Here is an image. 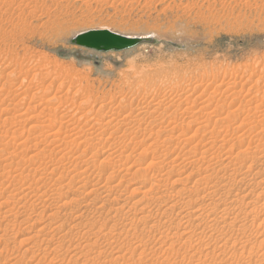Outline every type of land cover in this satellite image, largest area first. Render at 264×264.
I'll use <instances>...</instances> for the list:
<instances>
[{
    "label": "rangeland",
    "instance_id": "rangeland-1",
    "mask_svg": "<svg viewBox=\"0 0 264 264\" xmlns=\"http://www.w3.org/2000/svg\"><path fill=\"white\" fill-rule=\"evenodd\" d=\"M100 27L109 28L110 30H114L129 36H151V39L140 41L130 48L102 51L93 50L71 41V38L77 32L93 28L99 29ZM135 70H137L136 73H148V75L144 77L143 74V76L137 78V81V79L134 77ZM218 74L220 76H218ZM150 75H152L151 78ZM204 75L205 77L207 76L206 79H208V81L215 76L220 80L226 79L225 81H227V79H231L232 83L234 82L237 84H234L236 87L234 89L237 93L230 91L232 92L233 96L230 95L232 97L226 98V103H229L230 100L237 98L238 95V98L244 97L246 95L244 97L246 99L249 98L248 96H253L255 99L258 98L257 101L261 99V95L263 96L264 92V0H0V136H2V138H0V155H2L0 156V163L1 161L2 163H7L8 161H10V163H7L10 164V167L8 166V169H12V172H7L9 173L7 174L6 170L3 169L4 165L2 163L0 164V201L4 202L6 200V202L0 203V212H2L0 213V264H10V262L13 264H126L127 262L128 264V262L131 261H136L135 264H177V262L179 264H264V205L260 209H254L255 211H251L252 213L249 212L248 217L246 218L247 220L244 218H240L241 220H237L235 221V223L233 222L234 224L230 229V226L227 225V223L229 225L232 224L229 218L228 220H226V224H224L222 220L218 221L219 223L213 220L214 216L216 217L220 214V212L224 213L227 211L226 213H228L229 217V214L233 215L234 213H236V209L242 210V207H239V205L237 208L238 203L232 202L231 198L226 199L227 202L225 201L218 203V201H216L220 198L218 196L223 195L222 191L224 190V193L226 189L221 188V190L215 191L214 196H216V200L213 196L211 199L208 196V192L210 190L214 188L219 189L218 186H214L215 183L212 182V180L209 183L210 185L208 184V191L207 189L205 191L204 185H202L203 189L200 190L198 196H195V193L193 192H189L193 195L186 193L182 196H178V194L176 193L177 189H179L180 187L188 188L193 185V181L199 177L200 173H202L200 172L198 174L194 172L196 168L192 169V167L186 163L187 161H182V167L178 166L173 170H171L168 164L159 168V172L151 169L148 173L141 172L139 174L140 171L138 172V170H136L143 165L145 167L147 163L150 162L149 159L151 161L152 159H154L152 162H155L157 158H161L162 154H165L166 151L170 149L172 151L170 152V155H172V157L174 156V154L176 155L177 152L184 151L179 149L184 143V145L188 144L189 141H187L188 138L186 137L190 136V134L194 131V127L196 128L199 123L207 122L203 116H195L196 121H193L195 119L190 115L192 114L190 111L196 110L197 104L201 100L196 101L195 104H189L187 103L188 100H185V103H183L179 102L178 99L176 101H172L171 98L172 95L178 93V97L181 99L186 97H188L189 100L195 99L194 95L199 93L202 87H198V89L196 88V92H194L193 95L190 96L189 94H187L189 96H186V93L190 91H186V86L191 83V85L189 86L194 85V88L196 86L195 83H197V77L203 78ZM143 77L147 78L148 80L143 79ZM147 82L150 83V86ZM142 83L147 84V86L143 85ZM139 85L141 86V88H139ZM153 85H156V89ZM172 86L174 87L173 93L171 95H165L167 102L164 107L162 106L161 109L158 110L146 103L150 98L149 96L142 97L131 94L133 93L132 90L135 88L148 90L152 93L163 94V92H161L163 89H169ZM203 89L204 87L202 88V90ZM211 89L212 87H209V89L207 88L206 92H209V90ZM42 96L50 98V101L46 103H40V98H42ZM122 97L124 98V111H121L119 109V103L122 102L120 101ZM254 98H252V100ZM79 102L81 103L79 104ZM168 102L170 103V105H172H167L169 104ZM180 103L183 104L179 105ZM99 104L102 105L101 108ZM184 104H189L190 106H185ZM263 104H261V107H259V109L263 107L260 110H264ZM139 106H142L143 109L147 107L146 110L148 112L153 108V115L155 113H158V115H154L157 119H154L156 121L154 122V124L152 123L153 125H151L150 123H146V120L139 126L140 130L143 128H147L144 130H148V132L151 131L152 135L150 134V138L146 137V140H144V143L150 144V146L142 143L143 141L140 140L142 139V131L138 130L137 132V128L131 130L134 133L137 132L136 135H134L133 132H130V134L125 137L123 133L124 126L119 127V124L111 122L112 120L107 123V129H105L104 127L106 125L105 121L107 120V118L109 120V117H107L106 114L103 113L104 110H109L108 108H112L115 111L120 110V112H122L121 114L123 115L126 114V112L128 113L130 110H132V114H136L137 107ZM166 106L170 107L167 108ZM237 106L241 108L242 105L238 104L237 102H233L231 104H227V106L225 105V108L223 107L222 111L220 112L219 110V112L223 116V114L225 115L227 111L232 108H236ZM185 107H187L188 111L185 109ZM239 107L237 115H231L230 118L226 117V122L234 120L236 121L234 126L240 123L241 119L245 115V112ZM96 108L97 110L100 108L99 110L101 111V113H103L101 114L102 116H100L99 114L100 111H96ZM159 110H162V112ZM20 112H22L21 115ZM181 112H183V114ZM168 118L173 119L176 124L180 123V126L173 131H170L167 128L162 129V127L166 125L165 123L173 121H169ZM201 118L204 119V121ZM197 119L199 120L197 121ZM200 119L202 120V122L200 121ZM158 120L160 121L156 123ZM189 120L193 122H191L189 126L185 125L187 121L190 122ZM76 121H78L79 126L76 125ZM174 121L172 123H175ZM103 122L105 124H103ZM160 124L163 126H159ZM30 125H35L34 128L36 129H32L31 127V129L28 128ZM247 125L248 124L246 123L238 128L231 127L230 129H228V133H233L232 138L226 143L223 149L216 150L217 152L215 151L213 155L217 153L221 156V153H225L227 147L231 146L232 143L236 140H238V143L232 147V151H237L239 145H244L246 147V144L248 142L250 145H254L255 143H257L254 139H251V137L261 131L260 127L256 125L253 126L250 132L252 133V136H250L251 134H248ZM74 126L76 127L74 128ZM77 127H83L85 129L87 127H90V150H87L88 148H86L87 145L83 141V137L79 138V140L76 139L75 143L73 144L68 143L66 145L67 147L63 148L62 151L66 149V157L69 155V160L72 158L71 162H69V160L64 161L65 164L58 166L59 168L56 169L57 172L54 171L53 174L50 173L49 169L51 168V166L49 165V163L46 164V162L49 161V158L57 159L58 156H60L59 153H54V150L59 151L60 149L58 147L59 142L57 144V141H60V143L63 144L65 141L69 140L71 138L70 134H72V132ZM103 127L104 129H102ZM157 127L159 128V130ZM254 128L258 129L259 131H255ZM50 131L59 134V136L57 135L59 138L56 136V141H52L57 146H55L54 143L50 142L51 140L49 138H51V136L48 135ZM181 131L184 135L182 134V136L179 135L176 137L175 135H177L178 132L180 133ZM41 133L43 135H41ZM241 133H245L243 136L244 138L242 137L243 139L241 137L239 139H236L237 137H234L236 135L238 136ZM131 134L133 136H136V138L131 139L129 137L131 136ZM155 134H157V136H155ZM66 135L70 137H67ZM200 135H202V131L196 133L195 136L199 138ZM43 136L45 137V139ZM124 137L127 139H125ZM156 137L158 140L156 139ZM170 137L174 138H171V140ZM112 139H118L119 141L115 140V142H113ZM167 139H170L171 141H167ZM96 140L99 142H95ZM79 141H82V143H80ZM263 141L264 139H262V141L260 142L261 147H263L264 145ZM49 142L50 145H48ZM77 142H79V146H76ZM95 143H97L96 146L94 145ZM102 143L103 145H101ZM110 143H112L113 145ZM163 143L165 144L163 145ZM143 144L146 146H144ZM29 145L30 148L28 147ZM107 145L109 146L107 147ZM114 145H118L119 147H116ZM173 145L175 147H173ZM4 146L6 147V149ZM147 146L149 149L146 151L148 152L147 156L140 155V158H138V156L136 155H138L140 151L145 149L144 147L147 148ZM82 147L86 149H84L83 151ZM104 147H107L108 149L106 148L107 150H105ZM126 147L128 149H126ZM46 148H49V150H47ZM32 149L39 150H36L37 154L33 159L31 158L32 156H30L32 154V151H34ZM120 149L124 150V154L121 152L120 155ZM11 150L14 152H12ZM68 150H70L71 153H68ZM108 150H112V152L114 150L115 151L113 154L112 152H110L111 154L109 155ZM151 150H153V154L151 153ZM9 151L10 153H7ZM15 151H17V153H15ZM93 151L95 153L98 151L99 153L97 152L96 154H94ZM117 153L119 156L117 155ZM181 153L183 152L179 153V157L184 156L187 159L188 157H192V155L195 154H192L193 152L191 154H186L188 156L187 157L185 154L182 155ZM71 155H74L76 157L80 156L81 158L79 157V159L76 160L73 159ZM124 155H128L130 158H127V161L121 160L115 162V160L120 159H118V157H121V159H125L123 158ZM155 155L156 158L154 157ZM29 157L32 160L28 159ZM80 159L85 161V163L90 164V172L86 174L83 172L82 174L78 173L83 169L81 168V165L84 163L83 161L80 162ZM239 159L240 157L238 158L239 163H250L252 161V158L246 159L243 157L241 158L243 160ZM45 164L47 167H44ZM64 165L66 167H64ZM127 165H130V169H128ZM93 166L95 167L92 168ZM122 166H124V170H126V168L127 170H121ZM134 168L137 172L134 171ZM148 168L145 170V172L148 170ZM255 168L256 166L254 165V167H252L251 170L247 172L244 171V167L242 169L243 172L247 174L250 173V171L251 173H253L254 170L256 171L257 169ZM10 169L8 171H10ZM242 169L240 170V173L244 174L242 172ZM224 170L225 169L219 170V172H217L218 174L213 180H216L218 175H220V173H223L222 171ZM19 171L22 175L18 178L14 175L19 174ZM133 171L135 172V174H132L134 173ZM1 172L5 173L2 174ZM112 172L113 174H111ZM160 172L163 174L162 176L165 175L164 177H168L169 182L166 188L168 189V192L171 193H168L169 197L166 194L165 198L167 199L163 198V200L165 201H162V198H158V201L155 199L157 201L156 203V201H153V199L149 201V205L147 203H143V205L145 204V206H142L140 202L137 203L138 201L136 199H138L139 193L145 191V194L147 192L146 195H148L150 182L154 181L156 177L158 178L159 176H161L159 175ZM228 172L229 171L224 173ZM12 173L15 174L13 175ZM261 173L264 176V170H262ZM5 174H7L8 176L6 175V177ZM60 174H62L63 176ZM108 175L109 177L113 178L114 183L119 179L123 180H119V183H117L119 185V191L121 192L115 193L116 197H114L116 199L118 198V200L115 201H120V203L126 201V204H124L125 207L123 206L122 210L124 211V214H122V211H119L114 215V212L109 209L111 206L114 207L120 205H116L115 202H112L114 198L112 200H109L110 202L104 201L107 205L104 202L103 205V203L101 202L102 199L100 202L97 199V201H95L96 203H94V200L91 202L92 195H90V213H83L80 216V220H73V217H69L66 211L69 213L70 209L68 208V210L67 206L61 204V202L64 201L63 197L71 196L72 198L78 199L79 201H82V203H84L85 190L82 189L83 186L79 188L77 185L81 184V182L85 180L83 182L91 185H88L86 189H89L88 187H98L100 186V184L103 185L104 182L108 180ZM61 177V181H63L61 183H57L56 181ZM249 177L250 176H248V178ZM95 178L96 181H94ZM72 179L76 181L74 182ZM98 181L101 182L99 183ZM172 181L174 182L172 183ZM58 182H60V180ZM90 182H92V184ZM96 182L98 184H96ZM147 185H149V187ZM238 185L239 184L234 186L235 190L237 191L233 190V194H236L234 192H238L239 194L242 192L249 193V189L247 187L246 189L244 185H240V187ZM241 188L243 191L241 190ZM80 189H82L83 191H80ZM39 192L40 195L42 193H49L47 195L44 194L45 196H48L51 193V195H54L55 197L60 194L63 197L58 201V204L56 203L58 206H55L56 204L48 206V204L45 203L44 196H42L44 197L43 199L40 198L41 200H37V197L40 196L38 194ZM187 194L191 195L192 197H198L194 203L199 202L198 204H202V202H204L206 204H204V208L206 206H212L211 202L213 200L216 201L215 203L217 206L213 204V206L211 207H215L216 209H212V211L209 207H206L207 209H205V212L207 210L206 213H208V217L210 219V221L207 219L209 224H211L210 228H213L215 230L202 226L203 222L202 224H200L197 220H190V223L184 224L186 223L184 222L185 219H178L177 217L169 221V223L167 224L168 220H166V218L159 214V212L163 211L162 206L159 209L160 211L157 212L158 209L156 208H158V204L161 202L163 204L164 202L171 204L172 201L174 202V200H178L177 202L179 203H177V206L179 207V205L181 204V200L188 199V197H186ZM203 195L206 196L203 198ZM250 195L251 197H249L248 200L250 198V200H254L255 196H252L251 193ZM199 196L202 197H200L199 199ZM25 198L29 199L30 201H25ZM34 199H36V204L35 201H33ZM66 200L67 199H65V201ZM256 200L259 201V203H261V201L262 203H264V200L261 198V196ZM42 201L44 202V204ZM112 203L114 204L111 205ZM231 203L234 204L232 205ZM134 204L135 206L138 205L140 208L138 206L135 207ZM26 205L29 206L27 207ZM45 206H47V208H43ZM102 206H104V208ZM230 206H234L235 209L230 208ZM130 207H132L133 209ZM141 207H147L148 209L145 208L144 210V208ZM250 207H253V204L252 206L248 204L246 207L244 205L243 208L246 209ZM128 208H130L129 211H127ZM137 208L141 209L142 211H139V209ZM105 209L106 211H104ZM153 209H156V211H154ZM39 212L42 214L39 215ZM126 212L129 214L126 215ZM130 212H133L134 215ZM112 213L114 216L111 215ZM155 213L158 215H156ZM50 215L51 218H55L57 220L52 222V225L62 224L63 227L60 228V230H62L60 231V234H63L60 236L62 237L56 236L53 240H49L48 237L47 239L43 238L45 236H39L38 238L37 236L35 238L31 237L34 235L33 233L36 231V229L45 225L43 223L49 224L48 222L50 221ZM140 215L141 217H143L142 219H140V217V221H138V217ZM122 216H125V218ZM133 216H136V218H134ZM149 216H151L152 218ZM144 217L148 218L147 221ZM210 217H212L213 219ZM251 217L254 218L252 219ZM126 219H129V221H127ZM153 219L160 220H157L160 224V227H158V222L156 221L157 223H155ZM244 220L245 222L239 226L240 221L242 223V221ZM251 220H254L255 222ZM177 221H179V226H176L175 222ZM249 221H251L252 224ZM130 222H133V225H130ZM197 222L199 224H197ZM248 222L250 223L249 226H247ZM78 223H86L87 227H82V230H85L87 234L84 233L81 236L79 235L78 237H74L72 234H74L76 230H79V227H81L80 225H78ZM139 223H143L140 225L141 229L143 228L142 230L138 228ZM51 224H49L47 227L45 226V231L51 229ZM146 224L147 226H151V228L149 227V229L147 226L143 227ZM174 224L176 227L174 226ZM257 224L259 225L257 226ZM71 225H73L74 228H69L72 227ZM164 225H167L168 229L170 228L169 232L166 229L167 227H164ZM169 225H171V227ZM75 226L77 228H75ZM214 226L217 228H214ZM177 227L180 228L178 229ZM233 227H236V229H234ZM145 228H148L149 230H145ZM186 228L189 230L186 231ZM198 228L200 229L198 230ZM240 228L242 230H240ZM154 229L158 231H155ZM161 229L164 231H162ZM224 229H226V231H224ZM65 230L68 234H70V236H64L66 235L63 233L65 232ZM108 230H110L111 233ZM183 230L185 234L181 232ZM178 231L181 234L178 233ZM212 231L215 232L213 233ZM220 231L222 233H225L219 234ZM210 232H212L213 235ZM217 232H219L218 235ZM175 234H180V236ZM204 234L208 236H205ZM71 235L73 236L72 238ZM219 235H221L220 237L222 238L218 239L217 236ZM185 236H188L189 238ZM27 237L29 239H35H33V241H35V243H33L35 244V246L31 247L30 251L24 252V246L28 247L32 244L30 243V240L29 242H27V240L25 241V239H28ZM40 237L45 240H42ZM214 237L218 241H216ZM187 239H190L192 242L190 240L187 241ZM201 239L202 241H198ZM40 240L43 242V244L42 242H39ZM46 240L50 241L51 248L52 246L54 248V245L56 244L55 251H52L51 248L50 250H48L49 248H45L44 250L41 249L43 248L44 243H46ZM196 240L200 244L195 242ZM261 240H263V243L261 242ZM232 241L234 243H232ZM26 242L28 246L25 245ZM170 242L174 243L173 245L171 244V247L168 246L170 245ZM189 242L190 244H188ZM141 243H143L142 246H146L143 248V252L140 251L142 247ZM192 243L193 245L191 246ZM4 244L7 246H4ZM197 244L199 245L198 247H196ZM119 245L120 247L125 246V248H130L126 249L127 251L124 250L125 248L122 249L123 251L120 250L119 254H122V252H124L122 254L123 257H121L122 259H118V261H112V254L114 253L113 251L114 249L119 248ZM184 245L186 246L183 247ZM38 247H41L39 248L40 250H38ZM134 247L135 250H133ZM148 247H150V249ZM188 247H190L191 249H189ZM197 248H199V250ZM139 251L142 253H140ZM111 252L113 253L111 254ZM183 253L189 254L186 255ZM8 256L9 258H7ZM182 256H186V259L183 258L184 260L179 261ZM163 257L169 258L166 259L167 261H164ZM110 261L113 263H111ZM114 261L116 263H114Z\"/></svg>",
    "mask_w": 264,
    "mask_h": 264
},
{
    "label": "bare ground",
    "instance_id": "bare-ground-1",
    "mask_svg": "<svg viewBox=\"0 0 264 264\" xmlns=\"http://www.w3.org/2000/svg\"><path fill=\"white\" fill-rule=\"evenodd\" d=\"M4 2V1H3ZM66 29V28H65ZM94 29V28H93ZM99 29H108V30H110L109 28H99ZM89 30H91V29H89ZM85 31V30H84ZM111 31H114V30H111ZM81 32H83V31H81ZM115 32H117V31H115ZM77 33H79V32H77ZM77 33H75V34H77ZM118 33H120V32H118ZM74 34V35H75ZM121 34H123V33H121ZM73 35V36H74ZM123 35H126V34H123ZM126 36H129V35H126ZM141 37H145V38H149V37H151V36H141ZM148 40V39H147ZM141 41H143V40H141ZM85 47V46H84ZM128 48H130V47H128ZM90 49H93V50H98V49H94V48H90ZM100 51H102V50H100ZM129 69V68H128ZM136 71L137 70H135L134 72H135V74H134V77L137 79V78H140V76H143V74H144V77L146 76V75H148V73H141V72H138V73H136ZM142 71V70H141ZM220 71V70H219ZM163 73V72H162ZM164 74V73H163ZM165 75V74H164ZM217 75V74H216ZM218 76H220L219 74H218ZM231 76V75H230ZM143 77V79H146V80H148L147 78H144ZM152 77V75H150V78ZM163 77V76H162ZM205 75L203 76V78H198L197 77V79H196V81H197V83H198V85H197V83H195L196 84V86L193 88V86H189V85H191V83L189 84V85H185L186 87H187V89H186V91L188 90H190L188 93H186V96H191V95H193L194 94V92H196V88L198 89V87H204V89L202 90V88H201V91L199 92V93H197L196 95H194L195 96V99H193V100H189L188 99V97H186V98H179L178 97V93L177 94H174V95H172V101H176L177 99H178V101L179 102H183V103H185V100L187 101V103H189V104H195V102L196 101H198V100H201V101H199V103L197 104V109L196 110H192V111H190L192 114H190L191 115V117H194V119L195 120H193V121H196V117L198 116H203L204 118H205V120L207 121V122H204V123H199L197 126H196V128L194 127V131H195V133H194V131L190 134V136L189 137H186V138H188V140L187 141H189L188 142V144H186V145H182L181 146V148L180 147H177V148H180L179 150H184V151H180V152H183V153H181L182 155L183 154H191L192 152V154H194V155H192V157H188L187 155V157H188V159L187 158H185L184 156H182V155H180V156H182V157H179V153L180 152H177L176 153V155L174 154V156L172 157V155H170V152H172L171 151V149L170 150H168V151H166V153L163 155L162 154V157L161 158H157L156 159V161L155 162H152L154 159H152V161L149 159V161L150 162H148L147 163V165L144 167V165L142 166L143 168H144V170H143V168L142 167H140L139 169H136V170H138V172H139V174L141 173V172H144V173H148L149 172V170H151V169H154L156 172H159V168H161L162 166H164V165H167L168 164V166H170V168H171V170H173V169H175L176 167H182L181 165H182V161L184 162V161H187L186 163L187 164H189L191 167H192V169L193 168H196V170H194V172H196V173H200V172H202V173H200V175H199V177L196 179V180H194L193 181V185H191L190 187H188V188H179V189H177V191H176V193L178 194V196H182L183 194H186V193H189V192H193V193H195V196H198V193L200 192V190H202L203 189V187H202V185H204V190L206 191V189H207V191H208V189H209V183H210V181L212 180V182H214L215 183V185L214 186H218V188L219 189H212V190H210L209 192H208V196L210 197V199L212 198V196L215 198L216 196H214V194H215V191L216 190H221V188H223V189H226L225 190V192L223 193V191H222V196H218V197H220L218 200H216V198H215V200L216 201H218V203H220V202H225L226 201V199H228V198H231V200H232V202H234V203H238L237 204V208H238V205H239V207H242V210H240V209H236L235 211H236V213H234L233 215H230L229 214V217H228V213H226V212H220V214L219 215H217L216 217L214 216V219L212 218V217H210V218H212L214 221H220V220H222L223 221V223L224 224H226L225 222H226V220H228V218L231 220V222H232V224L231 225H229L228 223H227V225L228 226H230V229H231V227H232V225L235 223V221H237V220H241L242 218H244V219H246L247 217H248V214H249V212H251V211H255L254 209H260V208H262L263 207V205H264V203H262V201H261V203H259V201H257L256 199H258V198H260V196H261V198L264 200V176L262 175V173H261V171L262 170H264V145H263V147H261V145H260V142L262 141V139H264V127H263V125H264V110H260V109H262V108H260L259 109V107H261V104H263V102H264V92H263V96L261 95V99L259 100V101H257L258 100V98H254L253 96L251 97V96H248L247 98L248 99H246V98H244V97H239L238 98V96H237V98H234V99H232V100H230V102L229 103H226V98H228V97H232L233 95H232V92H235V89L234 88H236L235 87V85L234 84H236V83H232V81H231V79H227V81H225V80H223V79H217L218 77H215L214 76V78H211L209 81H208V79H206L207 78V76L205 77ZM211 77H213V76H211ZM149 78V77H148ZM229 78V77H228ZM141 80V79H140ZM139 80V81H140ZM145 80V81H146ZM150 80V79H149ZM156 80V79H155ZM172 80H173V78H172ZM137 81H138V79H137ZM144 81V82H145ZM154 81V80H153ZM191 81V80H190ZM194 81V80H193ZM142 82V81H141ZM164 82H166V81H164ZM170 82H173V81H170ZM185 82V81H184ZM147 83H149V82H147ZM150 83H151V81H150ZM150 83H149V86H150ZM153 83V82H152ZM238 83V82H237ZM76 84V83H75ZM141 84V83H140ZM143 84V83H142ZM143 85H146L147 86V84H143ZM158 85V84H157ZM171 85V84H170ZM237 85V84H236ZM140 86V85H139ZM146 86H143V87H146ZM154 86V85H153ZM152 86V87H153ZM156 86V85H155ZM155 86H154V88H155ZM137 87V86H136ZM161 87V86H160ZM209 87H212V89L211 90H209V92L207 93L206 92V90H207V88L209 89ZM139 88H141V86L139 87ZM121 89V88H120ZM156 89V88H155ZM173 89H174V87L172 86L171 88H165V89H163L161 92H163V94H159V93H152L151 91H148V90H144V89H137V88H135V89H133L132 90V92L133 93H131V94H133V95H135V96H142V97H147V96H149L150 98H149V100L146 102L147 104H149L150 106H152L153 108H155V109H161V107L163 106L164 107V105L166 104V102H167V100H166V96L165 95H167V94H169V95H171L172 93H173ZM127 90H128V88H127ZM217 91V92H216ZM230 91H232V92H230ZM123 92V91H122ZM121 92V93H122ZM175 92V91H174ZM125 93V92H124ZM235 93H237V92H235ZM160 96H159V95ZM180 94V93H179ZM187 94H189V95H187ZM217 94H218V96H217ZM256 94V93H255ZM230 95H232V96H230ZM236 95V94H235ZM170 97V96H169ZM184 97V96H183ZM224 97V98H223ZM223 98V99H222ZM252 98H254L253 100H252ZM39 101V100H38ZM48 101H50V98H47V97H43L42 96V98H40V103H46V102H48ZM120 101H122L121 103H119L120 104V110L121 111H124L125 109H124V98L122 97L121 99H120ZM225 101V102H224ZM233 102H237L238 104H240V105H242L241 106V108L239 107V106H237L236 108H232V109H230L229 111H227L226 113H225V115L223 114V116L221 115V111H222V109H223V107L225 108V105L227 106V104H231V103H233ZM81 102H79V104H80ZM169 103V102H168ZM171 103H173V102H171ZM175 103V102H174ZM183 103H180L179 105H181V104H183ZM189 104H187V105H185V106H190ZM100 105V104H99ZM98 105V106H99ZM167 105H170V103L169 104H167ZM172 105V104H171ZM170 105V106H171ZM234 105V104H233ZM264 105V104H263ZM101 106L102 105H100V108H101ZM170 106H166L167 108H169ZM193 106V105H192ZM83 107V106H82ZM149 107V106H148ZM151 107V108H152ZM178 107V106H177ZM180 107V106H179ZM229 107V106H228ZM238 107L241 109V110H244V112H245V115H244V117L241 119V121H240V123L238 124V125H235L234 126V124H235V122L236 121H234V120H231V121H227L226 122V120H225V118L226 117H229L230 118V116L232 115V116H236L237 115V112H238ZM98 108V107H97ZM97 108H96V111H100L99 109L97 110ZM103 108V107H102ZM152 108V110H154ZM243 108V109H242ZM88 109V108H87ZM104 109V108H103ZM102 109V110H103ZM109 110H104L103 111V113L104 114H106V116L107 117H109V120H108V118H107V120L105 121L106 122V125L104 126L105 127V129H107L106 128V126L108 125L107 123L110 121V120H112L111 122H115L116 124H119L118 126L119 127H121V126H124L123 127V133H124V136L126 137L127 135H129L130 134V132H133V131H131V130H133L134 128H137V132H138V130H140L139 129V126H140V124L141 123H144V121H146L147 120V122L146 123H150L151 125H153L154 124V122L156 121V120H154V119H157V118H155V116L154 115H158V113H155L154 115H153V111L151 110H149V112L146 110L147 109V107L145 108V109H143V107L142 106H139V107H137V113L136 114H132L133 112H132V110H130L128 113L126 112V114H121L122 112H120V110L119 111H115L114 109H112V108H108ZM164 109V108H163ZM162 109V110H163ZM166 109V108H165ZM185 109L187 110V107H185ZM184 109V110H185ZM41 110V109H40ZM162 110H159V111H161L162 112ZM167 110V109H166ZM182 110V109H181ZM185 110V111H186ZM190 110V109H189ZM219 110H220V112H219ZM1 111V110H0ZM79 111V110H78ZM81 111V110H80ZM89 111V110H88ZM159 111H157V112H159ZM185 111H183V112H185ZM188 111V110H187ZM4 112V111H3ZM24 112V111H23ZM95 112V111H94ZM183 112H181L182 114H183ZM21 113L22 112H20V115H21ZM69 113V112H68ZM85 113V112H84ZM95 113H97V112H95ZM103 113H101V111H100V116H102L101 114H103ZM109 113V114H108ZM180 113V114H181ZM187 113V112H186ZM200 113V114H199ZM98 114V113H97ZM132 114V115H131ZM61 115V114H60ZM75 115V114H74ZM73 115V116H74ZM184 115H186V114H184ZM189 115V114H188ZM189 115V116H190ZM70 116V115H69ZM183 116V115H182ZM196 116V117H195ZM24 117V116H23ZM75 117V116H74ZM104 117V116H103ZM175 117V116H174ZM174 117H171V118H174ZM34 118V117H33ZM80 118V117H79ZM170 118V119H171ZM209 118V119H208ZM210 118H213V119H210ZM22 119V118H21ZM61 119V118H60ZM68 119V118H67ZM148 119H149V122H148ZM162 119V118H161ZM169 119V118H168ZM169 119V121H172L173 119H171L170 120ZM185 119V118H184ZM183 119V120H184ZM192 119V118H191ZM202 119V118H201ZM200 119V121L202 122V120L204 121V119H202L201 120ZM6 120V119H5ZM49 120V119H48ZM78 120V119H77ZM176 120V119H175ZM199 119H197V121H198ZM80 121V120H79ZM160 120H158L156 123H158ZM174 121V120H173ZM172 121V122H173ZM190 121V120H189ZM193 121H190V122H188L187 121V123L185 124V125H187V126H189V124H191V122H193ZM245 121V122H244ZM77 122V124L76 125H78L79 126V123H78V121H76ZM172 122H167V123H165L166 125L164 126V127H162V129L163 128H167L168 130H170V131H173L174 129H176V128H178L179 126H180V123H177L176 124V122L175 123H172ZM177 122H179V121H177ZM186 122V121H185ZM13 123V122H12ZM100 123V122H99ZM153 123V124H152ZM197 123V122H196ZM248 124L247 126H248V128H247V130H248V134H251L250 136H252V133H250L251 132V130H252V128H253V126H258V127H260V132H258L257 134H254L252 137H251V139H254L257 143H255L254 145H250L249 144V142L246 144V147L244 146V145H239V147H238V149H237V151H232V147L233 146H235L237 143H238V140H236V141H234L233 143H232V145L231 146H228L227 147V149H226V151H225V153H221V156L220 155H218L217 153L215 154V155H213V153L216 151V150H221V149H223L224 147H225V145H226V143L232 138V134L233 133H228V129H230L231 127L232 128H238V127H240V126H243L244 124ZM45 124H46V122H45ZM102 124V123H101ZM100 124V125H101ZM103 124H105L104 122H103ZM111 124H113V123H111ZM173 124H175V125H173ZM43 125V124H42ZM41 125V126H42ZM95 125V124H94ZM93 125V126H94ZM158 125V124H157ZM35 126V125H34ZM34 126H29L28 128H32V129H36V128H34ZM51 126V125H50ZM63 126V125H62ZM67 126V125H66ZM81 126V125H80ZM92 126V127H93ZM111 126H114V125H111ZM159 126H163V125H159ZM261 126H262V128H261ZM48 127H49V125H48ZM76 126H74V128H75ZM84 127V126H83ZM83 127H77L73 132H72V134H70L71 135V138L69 139V140H67V141H65L63 144H61L60 143V141H57V144H58V142H59V144H58V147L61 149H59V151L57 150V151H55L54 150V153L55 152H57V153H59L60 154V156H58V158L57 159H53V158H49V161H47L46 162V164H48L49 163V165L51 166V168L49 169L50 170V173H52L53 174V172L54 171H56V169H58L59 167L58 166H60V165H62V164H65L64 163V161H66V160H69V155L66 157V149L64 150V151H62V149L63 148H66L67 146V144L68 143H71V144H73V143H75V140L76 139H78L79 140V138H81V137H83L82 139H83V141L85 142V144L87 145V147L86 148H88L87 150H90V127H87L86 129L85 128H83ZM104 127L102 128V129H104ZM108 127H110V126H108ZM115 127H117V126H115ZM114 127V128H115ZM155 127V126H154ZM30 128V129H31ZM44 128V127H43ZM158 128V127H157ZM256 128V127H255ZM254 128V129H255ZM63 129H64V127H63ZM66 129V128H65ZM144 129H147V128H143V129H141L140 131H142V139H140L141 141H143L142 143H144V140H146L145 138L146 137H149L150 138V136L152 135V133H151V131H149L148 132V130L146 131V130H144ZM70 130V129H69ZM116 130H117V128H116ZM158 130H159V128H158ZM217 130V131H216ZM258 129H255V131H257ZM34 131V130H33ZM41 131V130H40ZM66 131V130H65ZM64 131V132H65ZM102 131V130H101ZM135 131V130H134ZM167 131V130H166ZM200 131H202V135H200V137L199 138H197L195 135H196V133H198V132H200ZM259 131V130H258ZM44 132V131H43ZM46 132V131H45ZM58 132V131H57ZM137 132H133L134 133V135H136V133ZM152 132H155V131H152ZM40 133V132H39ZM71 133V132H70ZM132 133V134H133ZM19 134V133H18ZM36 134H38V133H36ZM47 134H48V132H47ZM69 134V133H68ZM112 134V133H111ZM131 134V136H129L131 139L133 138V139H135L136 138V136H133ZM151 134V135H150ZM182 131L179 133L178 132V134L177 135H175L176 137L177 136H179V135H181L182 136ZM186 134H188V133H186ZM204 134V135H203ZM244 134L245 133H241V134H239L238 136L236 135V136H234V137H237L236 139H239L240 137L242 138L243 136H244ZM247 134V135H248ZM41 135H43L42 133H41ZM48 135H50L51 136V138H53V139H51V138H49L50 140V142H52V141H56V139H57V137L59 136V134H57V133H55V132H49V134ZM58 135V136H57ZM62 135V134H61ZM65 135V134H64ZM122 135V134H121ZM184 135V134H183ZM40 136V135H39ZM45 136V135H44ZM43 136V137H44ZM57 136V137H56ZM67 136V135H66ZM108 136H111V135H108ZM120 136V135H119ZM155 136H157V134H155ZM188 136V135H187ZM249 136V137H250ZM3 137H5V136H3ZM46 137V136H45ZM45 137H44V139H45ZM61 137V136H60ZM67 137H70V136H67ZM118 137V136H117ZM117 137H115V138H117ZM123 137V136H122ZM124 137V138H125ZM0 138H2V136H0ZM26 138V137H25ZM59 138V137H58ZM65 138V137H64ZM98 138H100V137H98ZM106 138V137H105ZM113 138V137H112ZM152 138V137H151ZM171 138H174V137H170V139ZM244 138V137H243ZM242 138V139H243ZM10 139V138H9ZM121 139V138H120ZM125 139H127V138H125ZM124 139V140H125ZM154 139V138H153ZM156 139H157V137H156ZM170 139H167V141L168 140H170ZM235 139V138H234ZM5 140H6V138H5ZM61 140H62V138H61ZM81 140V139H80ZM113 140V139H112ZM115 140H118V139H115ZM115 140H113V142H115ZM124 140H122V141H124ZM129 140V139H128ZM137 140V139H136ZM135 140V141H136ZM155 140V139H154ZM158 140V139H157ZM172 140V139H171ZM170 140V141H171ZM8 141H10V140H8ZM13 141V140H12ZM105 141V140H104ZM119 141V140H118ZM153 141V140H152ZM163 141V140H162ZM161 141V142H162ZM166 141V140H165ZM166 141V142H167ZM250 141V140H249ZM1 142V141H0ZM50 142L48 143V145H50ZM54 142H52V143H54ZM80 143H82V141H79ZM79 142H77L76 143V146H79ZM95 142H99V141H95ZM100 142H103V141H100ZM111 142V141H110ZM112 142V143H113ZM160 142V141H159ZM165 142V143H166ZM22 143V142H21ZM24 143V142H23ZM25 143H27V142H25ZM35 143V142H34ZM92 143H94V142H92ZM112 143H110V144H112ZM126 143V142H125ZM135 143V142H134ZM140 143V142H139ZM148 143H150V142H148ZM152 143V142H151ZM154 143V142H153ZM165 143H163V145L165 144ZM168 143V142H167ZM7 144V143H6ZM11 144H12V142H11ZM33 144V143H32ZM36 144V143H35ZM55 144V143H54ZM107 144V143H106ZM109 144V145H110ZM114 144H116V143H114ZM117 144H118V142H117ZM121 144V143H120ZM124 144V143H123ZM144 144H147V143H144ZM143 144V145H144ZM162 144V143H161ZM263 144H264V141H263ZM8 145V144H7ZM46 145V144H45ZM95 146L97 145V143H95L94 144ZM101 145H103V143L101 144ZM109 145H107V147L109 146ZM113 145V144H112ZM126 145V144H125ZM147 145H149L150 146V144H147ZM160 145V144H159ZM176 145V144H175ZM34 146V145H33ZM42 146V145H41ZM47 146V145H46ZM55 146H57L56 144H55ZM54 146V147H55ZM100 146V145H99ZM114 146H116V145H114ZM144 146H146V145H144ZM166 146V145H165ZM187 146V147H186ZM244 146V147H243ZM5 147V146H4ZM29 148H30V145L28 146ZM45 147V146H44ZM93 147V146H92ZM107 147H104V149L105 150H107L108 148ZM116 147H119L118 145L116 146ZM116 147H114V148H116ZM122 147V146H121ZM125 147V146H124ZM128 147V146H127ZM126 147V149H128ZM155 147V146H154ZM157 147V146H156ZM173 147H175L174 145H173ZM7 148H9V147H7ZM26 148V147H25ZM53 148V147H52ZM83 148V147H82ZM86 148H83V151H84V149H86ZM97 148H102V147H97ZM107 148V149H106ZM114 148H112V149H114ZM131 148V147H130ZM145 149H140V150H142V151H140L139 153H138V155H136V156H138V158H140L139 156L140 155H145V156H147V154H148V152H146L147 150H149L148 149V146H147V148L146 147H144ZM166 148H168V147H166ZM169 148H170V146H169ZM184 148V149H183ZM1 149V148H0ZM5 149H6V147H5ZM47 149V148H46ZM45 149V150H46ZM111 149V148H110ZM132 149V148H131ZM164 149V148H163ZM32 150H34V151H32ZM31 151H32V154L30 155V156H32L31 158L33 159L34 158V156H36V152L37 151H39L38 149H32ZM37 150V151H36ZM47 150H49V148L47 149ZM52 150V149H51ZM86 150V151H87ZM96 150H99V149H96ZM96 150H94V151H96ZM118 150V149H117ZM154 150V149H153ZM153 150H151V153L153 152ZM12 151V150H11ZM69 152L68 153H71L70 152V150H68ZM82 151V150H81ZM93 151V153L94 154H96L95 152ZM115 151V150H114ZM114 151L112 152V150L111 151H109L108 150V154L110 155L111 153L110 152H112V154L114 153ZM120 151V155H121V152L123 153V149H120L119 150ZM118 151V152H119ZM12 152H14V151H12ZM19 152V151H18ZM22 152V151H21ZM34 152V153H33ZM92 152V151H91ZM155 152V151H154ZM164 152V151H163ZM175 152V151H174ZM217 152V151H216ZM7 153H10V151L9 152H7ZM15 153H17V151H15ZM74 153V152H73ZM82 153V152H81ZM86 153V152H85ZM99 153V152H98ZM127 153H128V151H127ZM130 153V152H129ZM133 153V152H132ZM1 154V153H0ZM124 154V153H123ZM153 154V153H152ZM16 155V154H15ZM19 155V154H18ZM23 155V154H22ZM74 155H77V154H74ZM74 155H71L72 157H73V159H79V157L80 156H74ZM85 155V154H84ZM117 155H118V153H117ZM161 155V154H160ZM160 155H158V156H160ZM0 156H2V155H0ZM20 156V155H19ZM25 156V155H24ZM39 156V155H38ZM94 156V155H93ZM113 156V155H112ZM112 156H111V158H112ZM119 156V155H118ZM135 156V157H136ZM144 156V157H145ZM157 156V157H158ZM18 157V156H17ZM49 157V156H48ZM107 157V156H106ZM115 157V156H114ZM134 157V156H133ZM144 157H141V158H144ZM155 158H156V155L154 156ZM240 157V159L241 158H246V159H248V158H252V161L250 162V163H245V162H238V158ZM30 157L28 158V159H30V160H32ZM55 158V157H54ZM81 158V157H80ZM109 158H110V156H109ZM117 158V157H116ZM120 158V159H119ZM123 158H125V159H121V157H118V159L119 160H115V162L116 161H125L127 158H130L128 155H124L123 156ZM146 158V157H145ZM179 158H180V160H179ZM22 159H24V158H22ZM21 159V160H22ZM41 159V158H40ZM42 159H44V158H42ZM48 159V158H47ZM84 159V158H83ZM86 159V158H85ZM107 159V158H106ZM115 159V158H114ZM137 159V158H136ZM186 159V160H185ZM239 159V160H240ZM2 160V159H1ZM19 160V159H18ZM71 160H72V158L69 160V162H71ZM81 160V159H80ZM88 160V159H87ZM135 160V159H134ZM138 160V159H137ZM146 160V159H145ZM179 160V161H178ZM241 160H243V159H241ZM6 161V160H5ZM45 161V160H44ZM74 161V160H73ZM72 161V162H73ZM83 160H81L80 162H82ZM114 161V160H113ZM127 161V160H126ZM136 161V160H135ZM134 161V162H135ZM9 163H10V161H8ZM7 162V163H8ZM68 162V161H67ZM76 162V161H75ZM74 162V163H75ZM84 163L81 165V168H83L80 172H78V173H81L82 174V172L83 173H88V172H90V164L89 163H85V161H83ZM115 162H113V163H115ZM133 162V161H132ZM1 163H2V161H1ZM0 163V164H1ZM7 163H2L3 165H4V170H6V173L7 172H12V169H10V171H8L9 169H8V166L10 165V164H7ZM12 163V162H11ZM73 163V164H74ZM79 163V162H78ZM42 164V163H41ZM46 164L44 165V167H47L46 166ZM67 164V163H66ZM77 164V163H76ZM94 164V163H93ZM137 164V163H136ZM75 165V164H74ZM116 165H118V164H116ZM131 165V164H130ZM130 165H127V167H128V169H130ZM184 165V164H183ZM254 165L256 166V168L255 169H257L255 172L253 171V173H251V171H250V173H247V174H245L244 172H243V167L245 168L244 169V171H249V170H251V168L252 167H254ZM72 166V165H71ZM135 166V165H134ZM10 167V166H9ZM63 167V166H62ZM64 167H66L65 165H64ZM95 166H93L92 168H94ZM121 167V166H120ZM123 167L124 166H122V169L121 170H124L123 169ZM132 167V166H131ZM149 167V168H148ZM15 168V167H14ZM79 168V167H78ZM126 168V167H125ZM148 168V170L145 172V170ZM2 169V170H3ZM45 169H47V168H45ZM61 169V168H60ZM72 169V168H71ZM70 169V170H71ZM76 169V168H75ZM74 169V170H75ZM100 169V168H99ZM179 169V168H178ZM223 169H225L224 171H222L223 173H220V175H218V177L216 178V180H213L215 177H216V175L218 174L217 172H219V170H223ZM242 169V172L244 173V174H242V173H240L241 170ZM1 170V171H2ZM3 170V171H4ZM126 170H127V168H126ZM126 170H124V171H126ZM22 171V170H21ZM61 171V170H60ZM93 171V170H92ZM113 171V170H112ZM115 171V170H114ZM134 171H135V168H134ZM133 171V172H134ZM209 171H211V172H209ZM227 171H229L228 173H224V172H227ZM44 172V171H43ZM48 172V171H47ZM57 172V171H56ZM129 172V171H128ZM135 172H137V171H135ZM135 172L134 173H132V174H135ZM2 174L3 173H5V172H1ZM21 172L19 171V174H16V175H14L13 173V175L14 176H16V177H20L22 174H20ZM62 173V172H61ZM75 173V172H74ZM151 173V172H150ZM191 173V172H190ZM189 173V174H190ZM7 174H9V173H7ZM7 174H5V176L7 175ZM49 174V173H48ZM77 174V173H76ZM111 174H113V172L111 173ZM138 174V173H137ZM197 174V175H198ZM223 174H225V175H223ZM264 174V173H263ZM11 175V174H10ZM12 175V176H13ZM18 175V176H17ZM60 175H62V174H60ZM66 175V174H65ZM151 175V174H150ZM150 175H148V176H150ZM154 175H155V172H154ZM159 175H161V176H159L158 178L156 177V179H155V176H154V181H149L150 182V188H149V190H148V195H146L147 194V192H146V194H145V191H143L142 193L140 192L139 193V197H138V199H136L138 202L137 203H141L142 204V206H145V204L143 205V203H147L148 205H149V201L150 200H153V201H156L158 198H162L161 200L162 201H165V200H163V198L164 199H167V198H165V195L167 194L168 195V197H169V194H171V193H169L168 192V189L166 188V186H168L167 184H168V182H169V180H168V177L166 176V177H164V176H162L163 174L160 172V174ZM169 175V174H168ZM8 176V175H7ZM6 176V177H7ZM11 176V177H12ZM63 176V175H62ZM147 176V177H148ZM248 176H250L249 178H248ZM82 177V176H81ZM98 177V176H97ZM106 177V176H105ZM107 177H109V175L107 176ZM144 177V176H143ZM30 178V177H29ZM14 179V178H13ZM61 179H62V177L60 178V179H58L57 180V178H56V182L57 183H61L62 181H61ZM60 180V182H58ZM73 180V179H72ZM87 180V179H86ZM89 180V179H88ZM98 180V179H97ZM105 180V179H104ZM116 180V179H115ZM119 180H122V179H119ZM119 180L117 181V182H115L114 183V180H113V178L112 177H109L108 178V180L106 181V182H104V184L102 185V184H100V186H95L94 188H90V187H88L89 189H86V187L89 185L88 183H86V182H83V181H85V180H83L82 182H81V184H79V185H77L79 188L81 187V186H83V188L82 189H84L85 191H84V197H85V199H84V203H82V201H79L78 199H74V198H72L71 196H65V197H63V196H61V194L60 195H57L56 197L54 196V195H51V193H50V195H48V196H45V195H47V194H49V193H42L41 195H40V192L38 193L40 196H38V194H37V200L38 199H40V198H44L45 199V203L46 204H48V206H50V205H54V204H58V201L60 200V199H62V197L64 198V201H62L61 202V204L62 205H64V206H67V209L69 208L70 209V211H69V213L66 211V213L68 214V216L70 217L71 216V218L73 219V220H75V219H77V220H80V216L83 214V213H90V198H91V196L90 195H92V200H91V202L94 200V203H96L95 201H97V200H99V202L101 201V199H102V203L104 202V201H109V200H112L113 198H114V200L112 201V202H115V204L116 205H118V204H120L119 206H114V207H110L109 209L110 210H112L113 212H114V215H115V213H117V212H121L122 210H123V206H124V204H126L125 202H123V203H120V201H115V200H118V198L116 199L115 197V193H118V192H121V191H119V185L117 184V183H119ZM153 180V179H152ZM15 181V180H14ZM74 181V180H73ZM76 181V180H75ZM74 181V182H75ZM92 181V180H91ZM94 181H96V178H95V180ZM123 181V180H122ZM175 181H177V180H175ZM55 182V183H56ZM99 182V181H98ZM101 182V181H100ZM99 182V183H100ZM147 182V181H146ZM174 181H172V183H173ZM179 182V181H178ZM12 183V182H11ZM91 184H92V182H90ZM145 183V182H144ZM1 184V183H0ZM73 184V183H72ZM83 184V185H82ZM96 184H98L97 182H96ZM209 184V185H208ZM212 184V183H211ZM237 184H239L238 186L240 187V185H244L245 186V188L247 187L248 189H249V193H238V192H234V193H236V194H233V190H235V188H234V186L235 185H237ZM21 185V184H20ZM29 185V184H28ZM68 185H69V183H68ZM142 185H143V183H142ZM1 186V185H0ZM30 186V185H29ZM43 186V185H42ZM89 186H91V185H89ZM93 186V185H92ZM148 187H149V185H147ZM237 186V187H238ZM44 187V186H43ZM53 187H55V186H53ZM206 187V188H205ZM212 187V186H211ZM33 188V187H32ZM243 188V187H242ZM242 188H241V190H242ZM246 188V189H247ZM15 189V188H14ZM56 189H57V187H56ZM82 189H80V191L82 190ZM148 189V188H147ZM236 189H238V188H236ZM30 190V189H29ZM37 190V189H36ZM142 190V189H141ZM143 190H145V189H143ZM245 190V189H244ZM1 191V190H0ZM27 191V190H26ZM43 191V190H42ZM83 191V190H82ZM135 191V190H134ZM235 191H237V190H235ZM243 191V190H242ZM15 192V191H14ZM35 192V191H34ZM221 192V191H220ZM219 192V193H220ZM239 192H241V191H239ZM247 192V191H246ZM169 193V194H168ZM206 193V192H205ZM204 193V194H205ZM218 193V194H219ZM250 193L252 194V196H255V198H254V200H248V198L249 197H251V195H250ZM7 194V193H6ZM9 194V193H8ZM10 194H12V193H10ZM33 194V193H32ZM35 194V193H34ZM172 194H173V192H172ZM189 194H192V193H189ZM189 194H187V196L186 197H188V199H186V200H181V204L179 205V207L177 206V203H179V202H177V201H175L174 200V202L172 201L171 202V204H169V203H165L164 202V204L161 202V203H159L158 204V208H156V209H158L157 210V212L158 211H160L159 209L161 208V206H162V210L163 211H161V212H159V214L161 215V216H163L164 218H166V220H168V222H167V224L169 223V221H171V220H173L174 218H178V219H185V221L184 222H186V223H184V224H187V223H190V220H193V221H195V220H197L200 224H202V222H203V225L202 226H205L206 228H210L211 227V224H209V222L207 221V219L210 221V219H209V217H208V213H206L207 212V210H206V212H205V209H207L206 207H209L210 209H211V211H212V209L214 210V209H216L215 207L214 208H211L212 206H213V204H215V206H217L216 205V201H214L213 199V201L211 202V205L212 206H206L205 208H204V202H202V204H198V203H194L195 201H196V199L198 198V197H192L191 195H189ZM207 194V193H206ZM14 195V194H13ZM62 195H63V193H62ZM117 195V194H116ZM193 195V194H192ZM250 195V196H249ZM42 196H44V197H42ZM87 196H89V197H87ZM115 196V197H114ZM206 196V195H205ZM204 195H203V198L205 197ZM8 197V196H7ZM35 197V196H34ZM68 197H69V199H68ZM71 197V198H70ZM200 197H202V196H199V199H200ZM12 198V197H11ZM180 198V197H179ZM182 198V197H181ZM14 199V198H13ZM65 199H67L66 201H65ZM83 199V198H82ZM81 199V200H82ZM97 199V200H96ZM156 199V200H155ZM185 199V198H184ZM206 199H207V197H206ZM247 199V200H246ZM7 200H9V199H7ZM30 201L29 199H26L25 198V201ZM36 199H34L33 201H35ZM41 200V199H40ZM121 200V199H120ZM135 200V201H136ZM170 200V199H169ZM244 200H246V201H244ZM13 201V200H12ZM33 201H32V203H33ZM158 201V200H157ZM157 201H156V203H157ZM201 201V200H200ZM204 201V200H203ZM255 201H257V202H255ZM1 202H3V201H0V203ZM4 202H6V200L4 201ZM3 202V203H4ZM18 202V201H17ZM43 202V201H42ZM48 202V203H47ZM110 202V201H109ZM109 202H107V203H109ZM122 202V201H121ZM160 202V201H159ZM166 202H168V201H166ZM209 202V201H208ZM227 202V201H226ZM230 202V201H229ZM29 203V202H28ZM28 203H26V204H28ZM37 202L35 201V204H36ZM105 204H106V202H104ZM104 203H103V205H104ZM233 203V204H234ZM30 204V203H29ZM39 204V203H38ZM43 204H44V202H43ZM45 204V205H46ZM55 205V206H58V205ZM101 204V203H100ZM114 203H112L111 205H113ZM146 204V205H147ZM161 204V205H160ZM232 204V203H231ZM232 204V205H233ZM250 205V206H252V204H253V207H250V208H243L244 207V205H245V207L247 206V205ZM258 204V205H257ZM22 205V204H21ZM40 205H42V204H40ZM99 205V204H98ZM97 205V206H98ZM107 205V204H106ZM128 205V204H127ZM151 205V204H150ZM203 205V206H202ZM206 205V204H205ZM236 205V204H235ZM20 206V205H19ZM27 207L29 206V205H26ZM32 206H33V204H32ZM101 206V205H100ZM131 206H132V204H131ZM134 206H135V204H134ZM133 206V207H134ZM138 205H136L135 207H137ZM141 206V205H140ZM154 206H156V205H154ZM163 206H164V208H163ZM220 206V205H219ZM26 207V208H27ZM99 207V206H98ZM98 207H94V208H98ZM103 208H104V206H102ZM109 207V206H108ZM125 207V206H124ZM129 207V206H128ZM139 207V206H138ZM149 207V206H148ZM175 207H176V209H175ZM1 208V207H0ZM25 208V207H24ZM43 208H47V206H45V207H43ZM42 208V209H43ZM58 208H60V207H58ZM62 208V207H61ZM130 208H132V207H130ZM130 208H128L127 209V211H129L130 210ZM140 208V207H139ZM139 208H137V209H139ZM141 208H144V207H141ZM145 208H147V207H145ZM145 208H144V210H145ZM230 208H234V206L233 207H231L230 206ZM7 209V208H6ZM10 209V208H9ZM8 209V210H9ZM68 209V210H69ZM101 209V208H100ZM107 209V208H106ZM106 209L104 210V211H106ZM133 209V208H132ZM148 209V208H147ZM156 209L154 210V211H156ZM224 209V208H223ZM229 209V208H228ZM235 209V208H234ZM233 209V210H234ZM13 210V209H12ZM45 210V209H44ZM44 210H42V211H44ZM59 210V209H58ZM141 209H139V211H140ZM151 210V209H150ZM5 211V210H4ZM99 211V210H98ZM103 211V210H102ZM108 211V210H107ZM138 211V210H137ZM136 211V212H137ZM138 211V212H139ZM142 211V210H141ZM146 211H149V210H146ZM209 211V210H208ZM54 212V211H53ZM100 212H101V210H100ZM100 212H99V214H100ZM123 213L122 214H124V211H122ZM215 212V211H214ZM0 213H2V212H0ZM20 213V212H19ZM27 213V212H26ZM51 213V212H50ZM49 213V214H50ZM98 213V212H97ZM104 213H106V212H104ZM130 213H132L133 214V212H130ZM141 213V212H140ZM143 213V212H142ZM147 213H149V212H147ZM252 213V212H251ZM18 214V213H17ZM40 214H42V213H40L39 212V215ZM49 214H46V215H49ZM119 214V213H118ZM127 214H129V213H127L126 212V215ZM156 214V213H155ZM154 214V215H155ZM217 214V213H216ZM215 214V215H216ZM4 215V214H3ZM21 215V214H20ZM27 215V214H26ZM25 215V216H26ZM28 215H29V213H28ZM54 215V214H53ZM53 215H52V217H53ZM112 216H114L113 215V213L111 214ZM111 215H109V216H111ZM125 215V216H126ZM134 215V214H133ZM156 215H158V214H156ZM84 216V215H83ZM125 216H122V217H124L125 218ZM131 216V215H130ZM144 216H146V215H144ZM254 216H255V214H254ZM1 217V216H0ZM55 217H57V216H55ZM99 217V216H98ZM105 217V216H104ZM103 217V218H104ZM134 218H136V216H133ZM141 217V215L138 217V219ZM143 217V216H142ZM142 217L140 218V219H142ZM149 217H151V216H149ZM24 218H26V217H24ZM102 218V219H103ZM127 218V217H126ZM129 218V217H128ZM144 218H146V217H144ZM152 218V217H151ZM153 218H154V216H153ZM158 218V217H157ZM241 218V219H240ZM252 219L254 218V217H251ZM250 218V219H251ZM257 218V217H256ZM21 219H23V218H21ZM49 219H50V221L48 222L49 224H51L52 222H54V221H57L55 218H51V215H50V217H49ZM131 219V218H130ZM137 219V220H138ZM140 219L138 220V221H140ZM147 219L148 218H146V221H147ZM218 219V220H217ZM264 219V218H263ZM24 220H26V219H24ZM106 220V219H105ZM118 220V219H117ZM122 220H123V218H122ZM121 220V221H122ZM127 220V219H126ZM133 220V219H132ZM136 220V221H137ZM143 220H145V219H143ZM154 220V219H153ZM152 220V221H153ZM158 219H156V220H154V222L155 223H157L158 221H160V220H158ZM212 220V221H213ZM247 220V219H246ZM248 220H249V218H248ZM39 221V220H38ZM127 221H129V219L127 220ZM157 221V222H156ZM162 221V220H161ZM164 221H165V219H164ZM180 221V220H179ZM179 221H177V222H175L176 223V226H179ZM221 221V222H222ZM251 221H253V222H255L254 220H251ZM251 221H249L250 223H251ZM259 221V220H258ZM33 222V221H32ZM76 222H78V221H76ZM117 222V221H116ZM119 222V221H118ZM123 222V221H122ZM141 222H143V221H141ZM163 222V221H162ZM192 222V221H191ZM197 222V224H199ZM228 222H230V221H228ZM234 222V223H233ZM245 222V220L244 221H242V223H241V221H240V224H239V226L241 225V224H243ZM248 222V225L247 226H249V223ZM20 223H21V221H20ZM60 223V222H59ZM90 223V222H89ZM106 223V222H105ZM133 223V222H132ZM131 222H130V225H133ZM135 223V222H134ZM143 223H145V222H143ZM143 223H139V227L138 228H140L141 229V227H140V225L141 224H143ZM147 223V222H146ZM171 223V222H170ZM211 223H213V222H211ZM219 223V222H218ZM222 223V224H223ZM261 223V222H260ZM259 223V224H260ZM43 224H45V225H43V226H41V227H39L38 229H36V231L33 233L34 235L33 236H31V237H36L37 236V238L39 237V236H45V237H43V238H46L47 239V237H48V239L49 240H53V239H55V237L57 236V237H62V236H60V235H63V234H60V231H62V230H60V228L61 227H63L62 226V224L60 225H58V224H51L50 226H52L51 227V229H48V231H45V226L47 227L49 224H46V223H43ZM151 224V223H150ZM153 224V223H152ZM157 224H159V222L157 223ZM156 224V225H157ZM215 224H217V223H215ZM252 224V223H251ZM259 224H257V226L259 225ZM74 225V224H73ZM73 225H71L72 227H69V228H74L73 227ZM78 225H80L81 227H79L80 229L78 230H76V232L74 233V234H72L74 237H78L79 235L81 236L82 234H84V233H86V231L84 230H82L83 228H84V226H86V223H83V224H81V223H78ZM121 225V224H120ZM123 225H126V224H123ZM129 225V224H128ZM137 225V224H136ZM182 225V224H181ZM190 225V224H189ZM238 225V224H237ZM27 226V225H26ZM135 226V225H134ZM147 226V224L145 225V226H143V227H146ZM158 226V225H157ZM170 227H171V225H169ZM173 226V225H172ZM174 226H175V224H174ZM175 226V227H176ZM184 226V225H183ZM191 226H192V224H191ZM224 226V225H223ZM226 226V225H225ZM83 227V228H82ZM87 227V226H86ZM102 227H104V226H102ZM110 227V226H109ZM124 227V226H123ZM128 227V226H127ZM129 227H132V226H129ZM136 227V226H135ZM148 228L150 227L151 228V226H147ZM154 227H156V226H154ZM158 227H160V224H159V226ZM157 227V228H158ZM164 227H167V225L165 226L164 225ZM194 227V226H193ZM196 227H198V226H196ZM205 227H203V228H205ZM227 227V226H226ZM75 228H77L76 226H75ZM100 228V227H99ZM126 228V227H125ZM134 228V227H133ZM138 228H136V229H138ZM148 228H145V230L147 229V230H149ZM156 228V229H157ZM173 228V227H172ZM171 228V229H172ZM178 228V227H177ZM180 228V227H179ZM178 228V229H179ZM183 228V227H182ZM185 228V227H184ZM189 228V227H188ZM214 228H217V227H215L214 226ZM220 228H221V225H220ZM229 228V227H228ZM234 228V227H233ZM239 228V227H238ZM241 228H242V226H241ZM240 228V230H242ZM248 228V227H247ZM63 229V228H62ZM107 229H108V227H107ZM143 229V228H142ZM141 229V230H142ZM156 229H154L155 231H158V230H156ZM167 229V231L169 232V229H168V227L166 228ZM191 229V228H190ZM197 229V228H196ZM200 228H198V230H199ZM210 229H213V228H210ZM229 229V230H230ZM234 229H236V227L234 228ZM243 229H245V228H243ZM13 230V229H12ZM67 230V229H66ZM66 230H65V232H63L64 234H66V235H64V236H70V234H68L67 232H66ZM75 230V229H74ZM125 230V229H124ZM127 230H128V228H127ZM162 230V229H161ZM185 230V229H184ZM184 230L183 231H181V232H183L184 233ZM187 230H189V229H187L186 228V231ZM207 230V229H206ZM213 230H215V229H213ZM108 231H110V230H108ZM136 231V230H135ZM162 231H164V230H162ZM170 231H172V230H170ZM221 231H222V229H221ZM220 231V233L219 232H217V235H218V233L219 234H223V233H225V232H221ZM224 231H226V229H224ZM236 231V230H235ZM239 231V230H238ZM6 232V231H5ZM71 232V231H70ZM133 232H134V230H133ZM167 232V233H168ZM176 232V231H175ZM190 232V231H189ZM202 232H203V229H202ZM205 232V231H204ZM213 233L215 232V231H212ZM212 232H210L211 234H212ZM14 233H16V232H14ZM73 233V232H72ZM110 233H111V231H110ZM109 233V234H110ZM120 233V232H119ZM125 233V232H124ZM126 233H127V231H126ZM130 233H132V232H130ZM172 233V232H171ZM170 233V234H171ZM178 233H180L179 231H178ZM209 233V234H210ZM240 233V232H239ZM242 233V232H241ZM87 234V233H86ZM181 234V233H180ZM180 234H175V235H179L180 236ZM185 234V233H184ZM202 234V233H201ZM71 235V238L73 237ZM161 235V234H160ZM172 235H174V234H172ZM191 235V234H190ZM200 235V234H199ZM205 235V234H204ZM213 235V234H212ZM236 235V234H235ZM183 236V235H182ZM205 236H208V235H205ZM221 235H219V236H217L218 237V239L219 238H222V237H220ZM225 236V235H224ZM247 236V235H246ZM245 236V237H246ZM42 237H40L41 239H42ZM161 237V236H160ZM166 237H167V235H166ZM185 237H188V236H185ZM191 237V236H190ZM202 237H204V236H202ZM212 237V236H211ZM28 238V237H27ZM34 238H28V239H25V241L27 240V242H29V240H30V243H32L30 246H28L27 245V242H26V244L25 245H27L28 247H26V246H24L25 248H24V252H27V251H30V249H31V247H34L35 246V244H33V243H35V241H33V239ZM39 238V239H40ZM69 238V237H68ZM70 238V239H71ZM128 238V237H127ZM189 238V237H188ZM196 238V237H195ZM207 238V237H206ZM209 238V237H208ZM215 238V237H214ZM83 239V238H82ZM131 239V238H130ZM164 239V238H163ZM190 239H192V238H190ZM189 239V240H190ZM200 239V238H199ZM216 239V238H215ZM214 239V240H215ZM263 239V238H262ZM35 240V239H34ZM37 240V239H36ZM42 240H45V239H42ZM47 241L46 240V243H44V246H43V248H41V247H38V250H40L39 248H41V249H45V248H49L48 250H50V248H51V245H50V241ZM64 240V239H63ZM84 240V239H83ZM112 240V239H111ZM188 239H187V241H189ZM210 240V239H209ZM221 240V239H220ZM239 240V239H238ZM242 240V239H241ZM25 241H24V243H25ZM56 241V240H55ZM77 241V240H76ZM86 241V240H85ZM191 241V240H190ZM198 241H202V239L201 240H198ZM216 241H218L217 239H216ZM248 241V240H247ZM263 240H261V242H262ZM6 242H8V241H6ZM39 242H42L41 240L39 241ZM81 242V241H80ZM186 242V241H185ZM192 242V241H191ZM195 242H197V240L195 241ZM194 242V243H195ZM36 243H38V242H36ZM56 243V242H55ZM159 243V242H158ZM160 243H163V242H160ZM198 243V242H197ZM232 243H234L233 241H232ZM263 243V242H262ZM38 244H40V243H38ZM42 244H43V242H42ZM61 244V243H60ZM108 244V243H107ZM139 244V243H138ZM142 244L143 243H141V246H142ZM170 245H168V246H170L171 247V244L173 245L174 243H169ZM188 244H190V242L188 243ZM198 244H200V243H198ZM197 244V246L196 247H198L199 245ZM208 244V243H207ZM37 245V244H36ZM112 245V244H111ZM123 245V244H122ZM130 245V244H129ZM147 245V244H146ZM154 245V244H153ZM183 245V244H182ZM193 245V243L191 244V246ZM4 246H7V245H5L4 244ZM55 247H56V244L54 245ZM58 246V245H57ZM74 246H75V244H74ZM73 246V247H74ZM157 246V245H156ZM186 245H184L183 247H185ZM190 246V245H189ZM190 246V247H191ZM214 246V245H213ZM218 246V245H217ZM243 246V245H242ZM37 247V246H36ZM53 248V246H52V248H51V250L52 251H55L56 250V248ZM81 247V246H80ZM86 247V246H85ZM133 247V246H132ZM144 247H146V246H142L141 247V250L140 251H142L143 252V248ZM153 247V246H152ZM158 247V246H157ZM156 247V248H157ZM190 247H188L189 249H191ZM195 247V248H196ZM201 247V246H200ZM199 247V248H200ZM9 248V247H8ZM7 248V249H8ZM13 248H15V247H13ZM72 248V247H71ZM123 248H125V246H121L120 247V245H119V248H117V249H114V253L113 252H111V254L113 255V257H112V261L113 260H115V261H118V259H122L121 257H123L122 256V254L124 253V252H122V254H119V252H120V250L121 251H123L122 249ZM128 248H130V247H126L124 250H126V249H128ZM149 249H150V247H148ZM159 248V247H158ZM199 248H197L198 250H199ZM218 248V247H217ZM148 249V250H149ZM155 249V248H154ZM251 249V248H250ZM3 250V249H2ZM11 250H13V249H11ZM79 250V249H78ZM130 250V249H129ZM133 250H135V247L133 248ZM152 250V249H151ZM163 250V249H162ZM179 250V249H178ZM187 250V249H186ZM42 251V250H41ZM87 251V250H86ZM127 251V250H126ZM139 251V252H140ZM147 251V250H146ZM145 251V252H146ZM177 251V250H176ZM188 251V250H187ZM1 252V251H0ZM33 252V251H32ZM47 252V251H46ZM49 252V251H48ZM98 252V251H97ZM100 252V251H99ZM142 252H140V253H142ZM152 252V251H151ZM162 252V251H161ZM166 252V251H165ZM140 253H138V254H140ZM147 253V252H146ZM149 253V252H148ZM219 253V252H218ZM21 254H24V253H21ZM72 254V253H71ZM170 254V253H169ZM176 254V253H175ZM178 254V253H177ZM183 254H186V253H183ZM189 254V253H188ZM188 254H186V255H188ZM171 255V254H170ZM192 255V254H191ZM190 255V256H191ZM200 255V254H199ZM43 256V255H42ZM77 256V255H76ZM80 256V255H79ZM125 256V255H124ZM140 256V255H139ZM141 256H143V255H141ZM164 256H166V255H164ZM58 257V256H57ZM186 257V256H185ZM185 257H181L180 259H179V261L180 260H184L183 258H185ZM212 257V256H211ZM7 258H9V256L7 257ZM109 258H110V256H109ZM169 257H163V260L165 261L166 259H168ZM221 258V257H220ZM32 259V258H31ZM50 259V258H49ZM104 259H106V258H104ZM162 259V258H161ZM186 259V258H185ZM188 259V258H187ZM192 259V258H191ZM39 260V259H38ZM55 260V259H54ZM88 260V259H87ZM108 260V259H107ZM193 260V259H192ZM74 261V260H73ZM84 261V260H83ZM114 261V263H116ZM167 261V260H166ZM178 261V260H177ZM14 262V261H13ZM111 262V261H110ZM135 262L136 261H131V262H128V264H135ZM160 262V261H159ZM161 262H163V261H161ZM84 263V262H83ZM109 263V262H108ZM111 263H113V262H111ZM138 263V262H137ZM166 263V262H165ZM181 263V262H180ZM190 263V262H189ZM10 264H13V263H11L10 262ZM90 264V263H89ZM126 264H127V262H126ZM140 264V263H139ZM177 264H179L178 262H177ZM198 264V263H197Z\"/></svg>",
    "mask_w": 264,
    "mask_h": 264
},
{
    "label": "water",
    "instance_id": "water-1",
    "mask_svg": "<svg viewBox=\"0 0 264 264\" xmlns=\"http://www.w3.org/2000/svg\"><path fill=\"white\" fill-rule=\"evenodd\" d=\"M147 39L150 40L151 37L126 36L108 29H91L75 34L71 41L98 50H121Z\"/></svg>",
    "mask_w": 264,
    "mask_h": 264
}]
</instances>
